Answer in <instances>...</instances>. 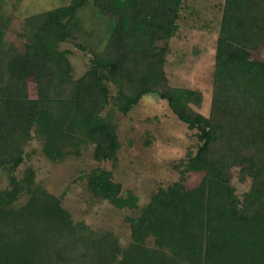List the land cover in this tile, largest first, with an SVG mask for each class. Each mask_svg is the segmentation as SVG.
<instances>
[{
    "label": "trees",
    "instance_id": "16d2710c",
    "mask_svg": "<svg viewBox=\"0 0 264 264\" xmlns=\"http://www.w3.org/2000/svg\"><path fill=\"white\" fill-rule=\"evenodd\" d=\"M184 1L69 0L28 16L33 94L25 55L5 40L11 19L0 14V174L24 162L33 136L53 163L89 145L96 162L113 160L120 148L113 109L126 115L146 96L165 101L199 142L180 162L179 181L126 218V247L109 231L74 222L58 197L35 184L33 169L19 181L11 177L0 191V264H264V61L251 57L264 45V0H224L207 117L192 108L199 92L171 87L164 71ZM89 5L112 28L99 52L76 44L89 58L74 77L70 51L60 44L82 35L76 16ZM187 173L202 174L190 190ZM234 173L239 183L251 181L241 195ZM86 187L116 208L137 209L110 171L91 170Z\"/></svg>",
    "mask_w": 264,
    "mask_h": 264
},
{
    "label": "rangeland",
    "instance_id": "374dc122",
    "mask_svg": "<svg viewBox=\"0 0 264 264\" xmlns=\"http://www.w3.org/2000/svg\"><path fill=\"white\" fill-rule=\"evenodd\" d=\"M68 3L69 0H4L0 14L11 19L5 31V40L25 55L30 94L34 93L35 86L31 78L32 55L25 19ZM223 3L224 0H185L178 31L167 43L169 53L164 71L169 85L198 91L200 105L192 108L205 117L210 110L214 54ZM75 22L82 35L60 44V48L70 51L72 73L78 77L85 71L89 55L79 50L76 44L86 43L93 50L101 51L112 22L91 5L77 14ZM251 57L264 61V45L261 50L252 52ZM109 89L113 95L115 87L110 85ZM112 120L120 143L113 160L96 162L93 146L89 145L81 149L79 157L69 156L53 163L41 152L42 140L33 136L25 148L24 162L11 173L0 174V191L11 186V177L19 181L26 169L31 168L35 184L58 197L74 222H83L94 231H109L118 238L121 247H126L130 242L126 218L136 216L159 188H167L179 181L180 162L186 160L188 154H195L199 142L197 131L181 123L166 102L158 97H143L126 115L113 109ZM93 169L110 171L113 182L119 184L123 192L130 191L137 198V209H119L106 200L94 197L86 187V176ZM201 178V173H187L183 185L188 190L193 189ZM250 183L249 179L239 183L234 173L232 185L237 195L247 191ZM25 199L23 194L18 203H23ZM151 245L152 241L147 240V246Z\"/></svg>",
    "mask_w": 264,
    "mask_h": 264
}]
</instances>
